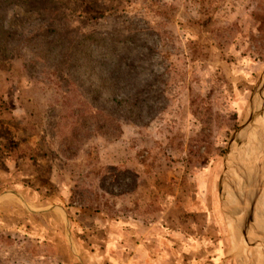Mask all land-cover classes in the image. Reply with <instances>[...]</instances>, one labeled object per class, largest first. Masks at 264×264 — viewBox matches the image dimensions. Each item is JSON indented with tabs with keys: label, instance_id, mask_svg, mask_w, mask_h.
Segmentation results:
<instances>
[{
	"label": "rangeland",
	"instance_id": "obj_1",
	"mask_svg": "<svg viewBox=\"0 0 264 264\" xmlns=\"http://www.w3.org/2000/svg\"><path fill=\"white\" fill-rule=\"evenodd\" d=\"M51 22L140 34L148 100L121 134L67 141L90 101L32 55ZM263 108L264 0H0L1 260L261 264L230 213H264Z\"/></svg>",
	"mask_w": 264,
	"mask_h": 264
},
{
	"label": "trees",
	"instance_id": "obj_2",
	"mask_svg": "<svg viewBox=\"0 0 264 264\" xmlns=\"http://www.w3.org/2000/svg\"><path fill=\"white\" fill-rule=\"evenodd\" d=\"M34 42L35 61L64 62L76 88L84 90L90 101L88 109H78L80 124L67 141L84 140L90 127L102 135H119L122 119L141 116L148 99L138 32L114 36L96 28L77 30L51 22L35 34ZM0 264L6 263L0 258Z\"/></svg>",
	"mask_w": 264,
	"mask_h": 264
},
{
	"label": "bare ground",
	"instance_id": "obj_3",
	"mask_svg": "<svg viewBox=\"0 0 264 264\" xmlns=\"http://www.w3.org/2000/svg\"><path fill=\"white\" fill-rule=\"evenodd\" d=\"M263 110H264V108H263ZM257 126H259V125H257ZM262 128H263V126H262ZM262 131H264V128H263ZM260 138H261V136H260ZM263 145H262V143L260 141V151H259V153H257V156H258L257 161H258V163L260 165V168H261V171H262V176L264 177V146ZM242 163H243V161H242ZM248 199H249V201L251 200V198H248ZM260 204L262 206H264L261 202H260ZM256 211H257V215H259V217L262 219V222H260V221L255 219V224L258 227V228L257 227L256 228L260 231V230L263 229V226H264V213L262 212V209L260 207H258V209ZM232 229H233L232 233L234 235V236L232 235L233 247H235V249H237L238 252H242L240 254H243V258L246 259L248 257L249 259H257V260H260L261 264H264V257L262 256V254L259 251V249L255 248V246L251 242V239L254 241V238L251 237V239H250V237H249L250 235L246 234V232L242 228H240L239 226H237L235 224H233V228ZM263 233H264V231H263Z\"/></svg>",
	"mask_w": 264,
	"mask_h": 264
},
{
	"label": "water",
	"instance_id": "obj_4",
	"mask_svg": "<svg viewBox=\"0 0 264 264\" xmlns=\"http://www.w3.org/2000/svg\"><path fill=\"white\" fill-rule=\"evenodd\" d=\"M254 117H255V110L252 112L249 122ZM257 204H258V200L256 201L255 204H254V201L250 202L249 206L242 205V208L240 209V211L242 210V215L239 218H237V215L233 213H230V215L235 217L236 219L235 223L240 225V227H242V229L246 232V234H249L251 237L254 238V240L256 241V244L260 247V250L262 254L264 255V233L263 232L261 233L256 228L257 225L255 224V214L257 210ZM235 212L236 211H234V213ZM258 234L260 238L257 237Z\"/></svg>",
	"mask_w": 264,
	"mask_h": 264
}]
</instances>
